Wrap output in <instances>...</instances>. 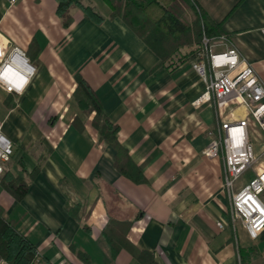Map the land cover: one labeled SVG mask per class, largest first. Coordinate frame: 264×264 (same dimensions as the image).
Listing matches in <instances>:
<instances>
[{"label":"crops","instance_id":"crops-1","mask_svg":"<svg viewBox=\"0 0 264 264\" xmlns=\"http://www.w3.org/2000/svg\"><path fill=\"white\" fill-rule=\"evenodd\" d=\"M74 1L103 19L76 5L64 27L56 0H0V33L37 68L20 95L0 86L1 129L13 143L6 171L37 168L20 200L0 184V205L36 247V264H144L129 248L156 264H264V230L251 238L231 220L223 157L203 154L221 116L214 101L192 104L204 88L191 66L196 46L161 63L120 18L109 17L104 0ZM195 2L219 24L217 38L264 82V0ZM76 74L139 172L115 166V149L92 124L94 111L84 114L73 96ZM246 115L242 105L232 108L231 118ZM251 177L247 170L235 190ZM109 218L119 222L107 235ZM110 248L117 249L112 256Z\"/></svg>","mask_w":264,"mask_h":264},{"label":"built area","instance_id":"built-area-1","mask_svg":"<svg viewBox=\"0 0 264 264\" xmlns=\"http://www.w3.org/2000/svg\"><path fill=\"white\" fill-rule=\"evenodd\" d=\"M12 1V0H9ZM191 66L204 84L192 104L214 101L221 116L216 128L208 130L207 157L221 153L224 161V186L230 195V218L240 220L251 238L264 230V147L255 153L249 138L248 119L264 135V82L253 66L223 38L202 37L194 50ZM37 71L26 53L0 33V86L7 92L22 94ZM242 105L247 115L237 120L232 108ZM223 115V116H222ZM224 117V119L222 118ZM13 143L0 124V177L7 170ZM252 177L238 190L236 181L247 171ZM217 225L222 228L223 222ZM0 264H9L0 257Z\"/></svg>","mask_w":264,"mask_h":264},{"label":"trees","instance_id":"trees-1","mask_svg":"<svg viewBox=\"0 0 264 264\" xmlns=\"http://www.w3.org/2000/svg\"><path fill=\"white\" fill-rule=\"evenodd\" d=\"M104 2L110 10L109 17L120 18L157 55L161 63L181 47L198 46L203 36L212 39L221 35L219 24L211 21L195 0H104ZM56 3V14L64 27L71 23L70 10L76 5L82 8L87 17L96 22L103 19L92 6L83 5L79 1L56 0ZM195 48L190 51L192 58ZM74 79L76 86L73 96L84 114L94 111L92 124L98 130L99 139L115 149V166L125 172L127 166L133 169L135 166L117 142V127L102 114L95 93L80 74H76ZM121 164L123 166H120ZM133 170L139 172L137 168ZM36 171L37 168L27 173L23 166L19 169L20 173L15 176L5 171L0 177V184L15 200H20L27 192L29 181ZM118 222L109 218L107 235L111 225ZM116 251L117 249L110 248L111 256ZM129 251L144 264H156L153 255L146 251L134 248H129ZM77 254L88 263L89 258L86 254L81 252ZM37 256L34 244L18 230L17 222L4 216L3 207L0 205V257L9 264H36Z\"/></svg>","mask_w":264,"mask_h":264},{"label":"rangeland","instance_id":"rangeland-1","mask_svg":"<svg viewBox=\"0 0 264 264\" xmlns=\"http://www.w3.org/2000/svg\"><path fill=\"white\" fill-rule=\"evenodd\" d=\"M1 113H2V108L0 106V114ZM248 123H249V127L248 128H249V138H250V141H251V143L253 145L254 151L256 152V150H258V152H259L262 149V147H264V144H261L260 143L264 139L263 134H260L261 131L253 123V121L251 120L250 117L248 119Z\"/></svg>","mask_w":264,"mask_h":264}]
</instances>
